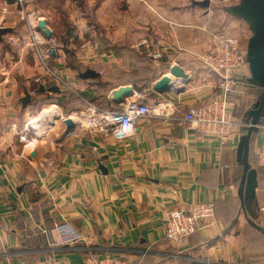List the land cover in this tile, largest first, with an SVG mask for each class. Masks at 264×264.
Returning a JSON list of instances; mask_svg holds the SVG:
<instances>
[{"label": "crops", "instance_id": "1", "mask_svg": "<svg viewBox=\"0 0 264 264\" xmlns=\"http://www.w3.org/2000/svg\"><path fill=\"white\" fill-rule=\"evenodd\" d=\"M197 1L0 0V264H85L92 253L131 264H264V173L255 168L264 142V20L254 0ZM40 21L52 35L36 27V44L28 23ZM243 26L240 40L232 31ZM222 33L239 39L246 62L227 95L202 59ZM174 65L189 77L154 91ZM124 86L134 95L116 104ZM139 93L154 113L130 137L82 127L88 103L117 110ZM224 99L242 123L225 143L184 119ZM52 108L60 115L40 122ZM256 119L262 125L247 146L245 120ZM251 169L258 184L250 200ZM203 202L215 203L213 223L184 247L171 245L169 212Z\"/></svg>", "mask_w": 264, "mask_h": 264}, {"label": "built area", "instance_id": "2", "mask_svg": "<svg viewBox=\"0 0 264 264\" xmlns=\"http://www.w3.org/2000/svg\"><path fill=\"white\" fill-rule=\"evenodd\" d=\"M29 15L26 16V19ZM30 32L38 28L33 23H28ZM37 27V28H36ZM34 37V36H33ZM7 41L17 44L16 38L7 35ZM35 39V37H34ZM36 44L38 42L34 40ZM146 44V40L143 41ZM86 47V45H82ZM205 65L215 71L219 78V87L223 89L224 95L234 91L235 83L233 73L238 72L240 67L246 63L240 48V41L231 35L216 34L213 36L210 47L203 55ZM140 93L137 99L128 101L127 104L117 110H104L92 103H88L84 110L79 112L78 118L82 127L88 132L112 136L115 139L130 137L136 128V122L153 115V107L140 102ZM226 100L212 101L198 108H193L185 116L187 123L205 135H218L222 143H225L232 127L237 123L227 109ZM73 119V117H68ZM251 124L248 123L247 126ZM257 128L260 124H257ZM31 146V145H30ZM258 166L264 173V142L257 150ZM214 202H203L192 204L188 207H179L169 212L165 222V237L174 247H184L191 235L206 225L212 224L215 218ZM85 264H131L128 258L92 256Z\"/></svg>", "mask_w": 264, "mask_h": 264}, {"label": "water", "instance_id": "3", "mask_svg": "<svg viewBox=\"0 0 264 264\" xmlns=\"http://www.w3.org/2000/svg\"><path fill=\"white\" fill-rule=\"evenodd\" d=\"M255 1V6L254 9L256 11V14L258 18L260 17L261 19L264 20V0H254ZM195 4L200 5L202 7H208L210 5L209 0H202V1H197ZM38 28H43L45 29V33L51 37L52 33L50 30L46 27V22L45 21H40ZM172 77L175 78H182V79H187L189 76L186 74L185 70L179 66V65H174L171 70H170V75H164L160 79H158L154 85L153 89L154 91L158 93H164L168 92L173 88V79ZM134 95V90L132 86H124L120 87L118 91H115L113 93V99L116 104H121L126 101V99L130 96ZM65 123L68 127V129H71L74 125V121L71 118H66ZM250 128L248 130V135L246 137V145L248 146L249 139H250V134L253 130L258 129L256 126L257 124H260L259 120H253L250 122ZM257 171L256 169H251L247 173V178H246V185H245V197L247 199H252L255 195V190L257 188Z\"/></svg>", "mask_w": 264, "mask_h": 264}, {"label": "rangeland", "instance_id": "4", "mask_svg": "<svg viewBox=\"0 0 264 264\" xmlns=\"http://www.w3.org/2000/svg\"><path fill=\"white\" fill-rule=\"evenodd\" d=\"M243 27H244V26H243ZM232 34L235 35V36H237L240 40H241V39H242V40H243V39L245 40V39L248 37V31L246 30L245 27H244L243 29H242L241 27H236L235 30L232 31ZM32 36H34V35L32 34ZM34 37H35V36H34ZM88 106H89V105H88ZM86 107H87V106H86ZM86 107H85V108H86ZM48 108H49V107H48ZM85 108H84V109H85ZM52 109H54V108H52ZM52 109H47V110H52ZM84 109H82V110H84ZM47 110H45V112L42 114V118H40V120H42V119L44 120V117H45L44 114L46 113ZM82 110H80V111H82ZM80 111H79V112H80ZM57 115H58V114H57ZM75 116H77V115H75ZM38 120H39V119H38ZM52 120H53V119H52ZM52 120H51V121H52ZM51 121H50V122H51ZM38 123H39V122H38ZM35 125H37V123H35ZM30 127H31L30 129H33V128H34V126H32V125H30ZM32 127H33V128H32ZM41 129H42V128H41ZM41 129H40L39 131L43 134V133H44V132H43L44 130H43V129L41 130ZM27 133H28V132H27ZM28 135H29V136L33 135V132L30 131ZM31 137H33V136H31ZM214 205H215V203H214ZM191 236H192V235H191ZM189 239H190V238H189ZM95 255H96V256H102V257H109V256H112V257H117V258H120V259H121V258H125V259H127V257L113 256V255H111V254H109V253H92V254L88 255V257L86 258L85 262H86V261L88 262V261L91 259L90 257L95 256Z\"/></svg>", "mask_w": 264, "mask_h": 264}, {"label": "bare ground", "instance_id": "5", "mask_svg": "<svg viewBox=\"0 0 264 264\" xmlns=\"http://www.w3.org/2000/svg\"><path fill=\"white\" fill-rule=\"evenodd\" d=\"M58 114V115H57ZM45 115V118H44V120H47V121H49V120H52V119H55V118H57L59 115H60V113H57V112H55V109L54 110H48V111H46V113L44 114ZM74 118V117H73ZM43 119L42 120H40V122H42V121H44ZM45 124V123H44ZM41 126V125H40ZM42 130V129H41Z\"/></svg>", "mask_w": 264, "mask_h": 264}, {"label": "trees", "instance_id": "6", "mask_svg": "<svg viewBox=\"0 0 264 264\" xmlns=\"http://www.w3.org/2000/svg\"><path fill=\"white\" fill-rule=\"evenodd\" d=\"M246 121V123L248 124L249 122L247 121V120H245ZM260 125H262L261 123H260ZM250 127H248V126H243V131H247L248 129H249ZM255 130H258V129H255ZM255 168L257 169V171H261V168L258 166V158L256 157V162H255Z\"/></svg>", "mask_w": 264, "mask_h": 264}]
</instances>
